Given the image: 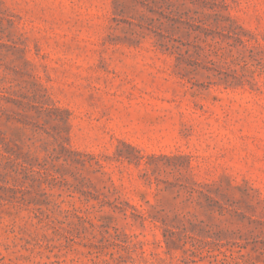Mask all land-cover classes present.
Here are the masks:
<instances>
[{
	"label": "rangeland",
	"instance_id": "1",
	"mask_svg": "<svg viewBox=\"0 0 264 264\" xmlns=\"http://www.w3.org/2000/svg\"><path fill=\"white\" fill-rule=\"evenodd\" d=\"M0 264H264V0H0Z\"/></svg>",
	"mask_w": 264,
	"mask_h": 264
}]
</instances>
